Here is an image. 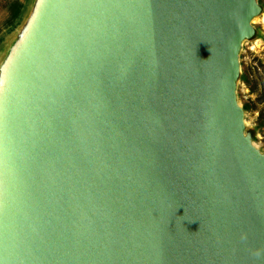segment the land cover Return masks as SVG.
I'll list each match as a JSON object with an SVG mask.
<instances>
[{
    "label": "water",
    "instance_id": "95a60500",
    "mask_svg": "<svg viewBox=\"0 0 264 264\" xmlns=\"http://www.w3.org/2000/svg\"><path fill=\"white\" fill-rule=\"evenodd\" d=\"M259 8L37 0L0 264H264V154L235 94Z\"/></svg>",
    "mask_w": 264,
    "mask_h": 264
},
{
    "label": "rangeland",
    "instance_id": "374dc122",
    "mask_svg": "<svg viewBox=\"0 0 264 264\" xmlns=\"http://www.w3.org/2000/svg\"><path fill=\"white\" fill-rule=\"evenodd\" d=\"M251 21L252 35L238 54L236 101L243 111L244 134L264 154V0ZM37 0H0V65L8 48L23 35L33 17Z\"/></svg>",
    "mask_w": 264,
    "mask_h": 264
},
{
    "label": "bare ground",
    "instance_id": "6f19581e",
    "mask_svg": "<svg viewBox=\"0 0 264 264\" xmlns=\"http://www.w3.org/2000/svg\"><path fill=\"white\" fill-rule=\"evenodd\" d=\"M34 31V29H33ZM33 31L20 36L7 50L0 65V218L7 200L10 173L1 156V142L13 94L24 71V58L32 44Z\"/></svg>",
    "mask_w": 264,
    "mask_h": 264
}]
</instances>
